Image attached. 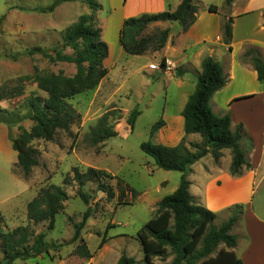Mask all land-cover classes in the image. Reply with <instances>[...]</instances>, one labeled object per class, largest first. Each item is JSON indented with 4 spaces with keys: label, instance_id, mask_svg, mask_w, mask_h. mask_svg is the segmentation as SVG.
<instances>
[{
    "label": "trees",
    "instance_id": "16d2710c",
    "mask_svg": "<svg viewBox=\"0 0 264 264\" xmlns=\"http://www.w3.org/2000/svg\"><path fill=\"white\" fill-rule=\"evenodd\" d=\"M92 9V13L81 14L78 19L62 31V45L55 51L42 50V54L52 63L67 62L76 67L73 74L45 71L35 66L33 75H25L26 80H32L45 96L31 94L27 104L30 113L27 115L33 124L28 129L20 126L18 136L12 139V147L17 151L18 160L15 167L24 177H29L34 167L39 165V151L34 146L37 139L54 140L61 130L70 132L74 124L81 120L72 100L86 92L96 89L108 75L109 69L105 60L109 55V46L102 37L97 12L102 4L96 0H84ZM231 4L234 0H225ZM200 4L194 0H182L177 9H168L159 13L143 14L128 17L124 20L120 30L119 41L127 54L142 55L153 49L160 50L166 44L169 30L163 29L158 35H146L149 25L159 20L179 21L185 29L193 24L197 18ZM208 9L217 12L216 4ZM49 10L53 11V7ZM264 15V10H263ZM4 20L0 16V22ZM232 18L224 19L222 32L224 42L232 41ZM72 49V53L66 49ZM230 49H232L230 47ZM30 55L33 53L29 52ZM242 61H251L258 73L259 80L264 83V54L254 45L246 46L242 53ZM165 61H162L164 66ZM201 73L194 93H192L182 112L186 134H200V142H189L183 139L174 146L165 145L152 139L141 143V149L151 156L159 168L182 172L177 189L164 196L157 202L155 215L138 231L145 260L148 264H155L156 256L165 254L170 248L174 253L172 264H242L233 248L237 246L238 237L232 233L234 226L244 212L241 204L228 208L229 218L221 225L213 222L218 214L201 204L190 193V181L187 178L191 166L202 157L211 153L216 161L223 156L222 150L231 149L232 161L229 170L232 175L243 174L251 164L241 144L244 135L243 125L232 128L230 112L224 115L215 113L211 101L214 94L228 82L222 64L211 56L202 61ZM22 78V77H21ZM23 89L18 87L11 93L5 87L0 89V101L23 95ZM110 113H105L86 134V139L97 145L118 135L115 125L110 122ZM17 116L15 111L0 106V123L11 122ZM135 113L130 117L133 121ZM11 125V123H10ZM164 125L163 119L155 122L151 128V137ZM104 169L88 167L81 169L73 167L72 174L64 177L63 184L77 183V193L89 204L91 194L84 191L89 182H98L100 189L109 197L114 196L108 179H113ZM120 183V181H118ZM121 184V183H120ZM64 185L50 184L39 190L37 195L27 205V223L13 229L4 230L1 227L3 218L0 215V253L6 264H13L16 260L26 261L30 258L49 256L53 258L54 244L46 240L47 231L55 228L56 216L66 207L70 195ZM131 190V189H130ZM127 203V202H125ZM90 208L84 213L83 220L75 226V237L80 234L90 216ZM46 223V231L37 232L38 224ZM110 225H108L109 227ZM105 242L102 240L100 247ZM222 244L225 247H220ZM136 260L123 254L117 264H135Z\"/></svg>",
    "mask_w": 264,
    "mask_h": 264
},
{
    "label": "rangeland",
    "instance_id": "374dc122",
    "mask_svg": "<svg viewBox=\"0 0 264 264\" xmlns=\"http://www.w3.org/2000/svg\"><path fill=\"white\" fill-rule=\"evenodd\" d=\"M102 2L104 8L98 12L101 24L107 21L109 12L107 0ZM52 7L53 11L49 10ZM85 13H92V9L84 0H0V16L4 17L0 22V89L5 87L11 93L20 87L24 92L5 104L10 107L5 109L15 111L17 116L11 122L0 123V133L4 132L5 140L0 146L1 227L14 228L26 224L27 201L31 195L50 184L64 185V177L72 174L73 167L78 166L83 170L88 167L104 169L114 176L113 179H108L114 196L109 197L103 192L98 182H89L84 186V191L91 194L90 202L86 204L77 193L76 182L64 185L70 198L66 201L65 210L56 216L55 228L47 231L46 240L54 244L53 253H56L60 244L62 256L70 250L71 258L83 259L90 255L89 249L93 254L97 251L98 243L106 227L110 225V235H125L124 241L117 239L121 244V254H129V257H135L136 260L141 257L143 250L137 231L154 216L152 209L157 207L161 196L174 192L181 177L180 171L159 168L154 159L141 149L142 142L156 140V133L154 138L151 137V128L162 118L164 104L163 78L144 67L151 61L147 54L140 57L126 54L125 57L130 58L120 59L125 68H121L117 75L113 73L93 91L82 93L72 100L81 114V120L72 126L70 132L59 131L54 140L37 139L33 142L39 151L40 163L34 167L29 177H25L31 183L32 190L17 197L13 195L17 191L16 184L25 181L12 171L18 155L11 142L18 136L20 126L29 129L33 124L27 117L30 113L27 101L31 94L45 96L36 83L24 77L33 75L35 66L50 72L63 70L66 74L76 71L74 64L52 63L41 52L44 49L53 52L60 47L63 43L62 31ZM173 25L176 29L180 24L174 22ZM162 30V27L149 28L145 34L158 35ZM30 50L33 55L29 54ZM72 51L70 48L66 49V52ZM154 52L155 50L150 49L145 53L151 55ZM122 82L124 84L121 90H116ZM110 88L115 92V97L109 96ZM118 99L124 102L123 108L116 104ZM107 112L111 114L110 122L115 125L118 135L93 145L87 141L86 134ZM133 113L135 117L131 121ZM229 163L227 162V166ZM15 171L19 172V169L16 168ZM253 207L264 218V184L255 190ZM87 208L91 210L90 216L80 234L75 237V226L83 220ZM229 216L227 208L226 215H218L213 223L219 226ZM46 227V223H41L35 229L41 232L46 231ZM63 238L67 239L60 243ZM113 246L110 253L115 251L113 255L117 259L116 246ZM173 257L174 253L169 248L165 254L154 257L155 264H172ZM110 260H113V256ZM48 261V258L34 257L26 261L16 260L13 264H45ZM0 264H6L2 253ZM103 264H109L108 259Z\"/></svg>",
    "mask_w": 264,
    "mask_h": 264
},
{
    "label": "crops",
    "instance_id": "0c3cea01",
    "mask_svg": "<svg viewBox=\"0 0 264 264\" xmlns=\"http://www.w3.org/2000/svg\"><path fill=\"white\" fill-rule=\"evenodd\" d=\"M100 1L103 9V2ZM194 1L200 4V8L193 24L185 29L179 21L159 20L151 23L146 31L154 27L169 30L165 46L151 55L144 53L132 56L140 57L147 54L151 61L144 67L157 77L163 78L164 104L161 119H163L164 125L158 129L160 130L158 133V130L155 132V142L169 146L177 145L183 139L187 143L202 140V137H199L200 134L185 133V120L182 112L190 95L196 89L204 58L211 56L222 64L224 72L228 76V82L214 94L211 104L217 114L231 113L233 130L239 124L243 125L244 135L241 144L251 167L246 168L243 174L234 176L229 170L232 161L231 149L222 150L223 156L219 161H216L209 153L192 164L191 171L187 176L190 181L189 190L194 198L218 215L222 213L226 215L227 208L235 204H243L244 212L232 230V233L238 237L237 246L233 250L242 259V264H264V218L253 207L255 190L259 185L264 184V83L259 80L252 62L242 61L241 58L248 45L259 47L264 54V0H234L231 4H227L225 0ZM106 3L109 7L107 21H103L99 25L102 28V37L109 46V55L105 60L109 73L100 85L113 73L117 75L121 68H125V64L120 62L121 58H130L125 57L127 53L119 41L124 20L128 17L159 13L168 9L175 10L182 0H107ZM211 4H216L219 10L217 12L210 11L208 7ZM226 18L233 19L231 44H226L223 38L222 23ZM99 20L101 21V19ZM172 22H178L179 27L174 29ZM162 61L170 63L173 70L167 71L165 64L162 65ZM136 73L138 72H133V74ZM123 84L124 82L116 90H121ZM143 84L146 85L144 82ZM108 90L110 91L109 96L115 97V92H112L111 88ZM15 98L1 100L0 106L10 108L5 104ZM116 104L122 108L124 106L121 99H118ZM4 141V132L2 131L0 146L5 143ZM227 162H230L229 166H227ZM16 163L17 161L14 165ZM13 168V173L25 181V183L16 184L17 191L13 195L17 197L32 190V186L25 177L14 172ZM178 186L175 187V190ZM35 195L37 194L31 195L27 205ZM163 197L161 196L159 200ZM156 208L152 209L154 215ZM8 229L13 228H4V230ZM109 230L107 226L98 243L97 251L93 254L88 248L90 255L83 259L71 258L70 250L65 256H62L60 244L56 253L52 252L55 255L53 258L49 256L37 258H48L50 261L45 264H103L107 259L109 264H117L122 255L121 244L120 241L117 242V239L123 240L125 235L121 233L110 235ZM104 238L105 242L100 247ZM65 239L67 238L60 239V243H63ZM113 245L116 246L117 259L113 255L115 251L110 253L111 248H114ZM222 247L225 245L222 244ZM107 254L109 255L107 256ZM112 256L113 260L111 261ZM128 256L130 255L128 254ZM136 261L135 264L144 262L146 264L144 249L141 257L136 258ZM153 261L155 263L154 259Z\"/></svg>",
    "mask_w": 264,
    "mask_h": 264
},
{
    "label": "built area",
    "instance_id": "2783aa9c",
    "mask_svg": "<svg viewBox=\"0 0 264 264\" xmlns=\"http://www.w3.org/2000/svg\"><path fill=\"white\" fill-rule=\"evenodd\" d=\"M165 69L167 70V71H172L173 70V67H172V65L170 64V63H165Z\"/></svg>",
    "mask_w": 264,
    "mask_h": 264
}]
</instances>
